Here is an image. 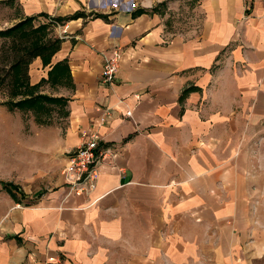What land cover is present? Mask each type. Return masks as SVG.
Instances as JSON below:
<instances>
[{
  "label": "crops",
  "instance_id": "crops-1",
  "mask_svg": "<svg viewBox=\"0 0 264 264\" xmlns=\"http://www.w3.org/2000/svg\"><path fill=\"white\" fill-rule=\"evenodd\" d=\"M19 1L62 38L28 75L63 100L39 112L58 124L0 138L20 145L6 173L34 168L0 178V264H264V0ZM91 132L109 153L70 193Z\"/></svg>",
  "mask_w": 264,
  "mask_h": 264
},
{
  "label": "rangeland",
  "instance_id": "rangeland-1",
  "mask_svg": "<svg viewBox=\"0 0 264 264\" xmlns=\"http://www.w3.org/2000/svg\"><path fill=\"white\" fill-rule=\"evenodd\" d=\"M104 4H109L111 0H104ZM112 2V1H111ZM121 2V1H120ZM119 2V3H120ZM118 3V4H119ZM127 4L128 1L121 2V5ZM25 11L19 0H0V29H6L13 26L20 19L24 18ZM51 31H48L50 34ZM49 37H51L49 35ZM14 42L11 38L0 37V138H4V134L11 131L13 135L20 133L19 129H35L37 127L46 126L44 118L50 124L59 123L58 114L52 110L50 112L39 113L35 110L26 109H9L7 102L11 99H20L21 96L14 95V89L12 85L13 73L11 72L10 65L22 55L20 48L22 47V40ZM46 91L50 92V89ZM44 117V118H43ZM21 158L20 145L11 144L7 145L3 141H0V178H10L17 176L20 171L33 170L31 167L20 168L13 167V174H8L2 169L1 166L12 162V164H18Z\"/></svg>",
  "mask_w": 264,
  "mask_h": 264
},
{
  "label": "trees",
  "instance_id": "trees-1",
  "mask_svg": "<svg viewBox=\"0 0 264 264\" xmlns=\"http://www.w3.org/2000/svg\"><path fill=\"white\" fill-rule=\"evenodd\" d=\"M44 14V13H43ZM82 13H75L73 16H80ZM99 14H96L98 16ZM35 16H27L13 26L6 29H0V37L11 38L14 42L21 39L22 47L20 48L22 55L19 56L11 65L10 69L13 73L12 85L14 95H23L22 98L15 100L14 98L7 102L9 109H29L37 112L49 110L52 103H59L62 98L51 97L46 94H35V89L39 85H31L29 82L28 68L29 64L38 56L43 59V62L48 63L54 52L58 49V45L62 38L48 37V25H34ZM56 19V18H55ZM59 21V19H56ZM8 188L15 185L11 183L4 184Z\"/></svg>",
  "mask_w": 264,
  "mask_h": 264
},
{
  "label": "built area",
  "instance_id": "built-area-1",
  "mask_svg": "<svg viewBox=\"0 0 264 264\" xmlns=\"http://www.w3.org/2000/svg\"><path fill=\"white\" fill-rule=\"evenodd\" d=\"M70 25H64V32L69 29ZM122 51L120 47H116L112 54L105 55L101 82L103 84H113L118 78V70ZM106 115L108 112L106 111ZM133 110L128 109L126 116L132 118ZM106 120V116L103 117ZM102 136L97 132L84 134L83 142L77 149L71 153L70 159L64 168L65 180L69 186L70 193L83 194L90 193L96 185L98 176L97 166L101 160L109 153L100 148Z\"/></svg>",
  "mask_w": 264,
  "mask_h": 264
}]
</instances>
